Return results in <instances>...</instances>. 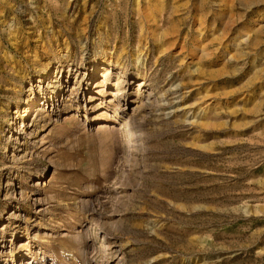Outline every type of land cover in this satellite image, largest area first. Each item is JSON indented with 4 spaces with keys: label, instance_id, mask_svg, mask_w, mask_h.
I'll use <instances>...</instances> for the list:
<instances>
[{
    "label": "rangeland",
    "instance_id": "obj_1",
    "mask_svg": "<svg viewBox=\"0 0 264 264\" xmlns=\"http://www.w3.org/2000/svg\"><path fill=\"white\" fill-rule=\"evenodd\" d=\"M0 252L264 264V0H0Z\"/></svg>",
    "mask_w": 264,
    "mask_h": 264
},
{
    "label": "bare ground",
    "instance_id": "obj_2",
    "mask_svg": "<svg viewBox=\"0 0 264 264\" xmlns=\"http://www.w3.org/2000/svg\"><path fill=\"white\" fill-rule=\"evenodd\" d=\"M48 53V52H47ZM38 56H40V53H38L37 51H36V54L34 55V57L36 58V57H38ZM48 69V68H47ZM47 69H45V70H47ZM84 78V77H83ZM83 78H81V79H83ZM41 82H43V79L41 78ZM82 82V80H80V83ZM120 81L118 82V84H116L115 86H116V91H117V93H121L122 92V88L120 87ZM55 87H54V89H53V93H56L57 92V90H58V84H56V85H54ZM41 87V91L42 90H44L43 88H45L44 86H40ZM15 92H17L16 90H15ZM45 94V93H44ZM125 97V100L126 101H128L127 100V95H122V98H124ZM37 95H34L33 97H32V99H29L28 101H30V105L28 104V106L26 107V109L28 110L29 109V107L31 106V105H34L36 102H37ZM53 98H54V96H53ZM56 98H57V95H56ZM49 100H51V98L49 99ZM39 101V100H38ZM134 117H135V115H134ZM135 136V135H134ZM107 236V235H106ZM104 242V241H103ZM106 243V242H105ZM104 244V243H103ZM111 244H109V245H107L108 246V248H109V246H110ZM104 248V247H103ZM111 248V247H110ZM112 249V248H111ZM108 250V249H107ZM4 253V252H3ZM3 253L2 252H0V257L3 255ZM11 256H12V260L13 259H15V257H16V254H14V250H12V253H11Z\"/></svg>",
    "mask_w": 264,
    "mask_h": 264
}]
</instances>
